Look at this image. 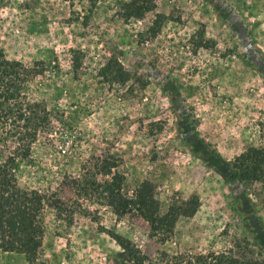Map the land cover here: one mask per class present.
<instances>
[{
    "label": "rangeland",
    "instance_id": "rangeland-1",
    "mask_svg": "<svg viewBox=\"0 0 264 264\" xmlns=\"http://www.w3.org/2000/svg\"><path fill=\"white\" fill-rule=\"evenodd\" d=\"M133 2L0 0V48L39 66L26 92L49 111L14 170L64 208L46 209L35 257L0 251V264H136L160 251L264 259V170L235 163L264 143V0ZM107 63L127 82L102 73ZM12 147L0 144V161ZM146 182L162 213L199 199L165 241L123 201Z\"/></svg>",
    "mask_w": 264,
    "mask_h": 264
},
{
    "label": "trees",
    "instance_id": "trees-1",
    "mask_svg": "<svg viewBox=\"0 0 264 264\" xmlns=\"http://www.w3.org/2000/svg\"><path fill=\"white\" fill-rule=\"evenodd\" d=\"M131 13L134 15L135 11ZM75 61L73 66L77 69L80 63L76 56ZM105 72L121 83L127 82L130 76L129 71L118 63L117 66L107 63L102 73ZM39 74V66H28L17 59H9L0 48V144L4 147L13 143L9 154L0 161V251L23 253L30 259L42 247L46 209H54L58 216L64 209L61 198L56 194L20 186L14 170L17 160L28 156L42 125L49 119L47 108L30 100L26 92L28 83ZM235 163L241 170L263 171L264 143L249 146L235 157ZM106 171L109 170L106 169L105 174L109 173ZM123 201L128 209L148 223L152 234L162 241L172 235L180 216H192L199 205L198 197L192 196L181 205L169 206L162 213L150 182L138 186L133 195ZM114 211L120 212L118 209ZM136 264H264V259L238 258L232 250L198 255L160 251L154 259L139 254Z\"/></svg>",
    "mask_w": 264,
    "mask_h": 264
}]
</instances>
